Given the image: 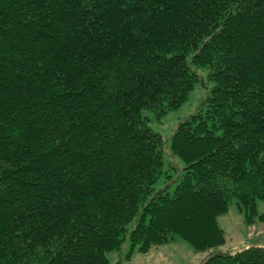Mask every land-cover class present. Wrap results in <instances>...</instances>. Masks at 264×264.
Here are the masks:
<instances>
[{"label": "trees", "instance_id": "trees-1", "mask_svg": "<svg viewBox=\"0 0 264 264\" xmlns=\"http://www.w3.org/2000/svg\"><path fill=\"white\" fill-rule=\"evenodd\" d=\"M200 72L173 176L149 121ZM232 202L264 224V0H0V264H110L126 240L264 264V239L219 250Z\"/></svg>", "mask_w": 264, "mask_h": 264}, {"label": "rangeland", "instance_id": "rangeland-1", "mask_svg": "<svg viewBox=\"0 0 264 264\" xmlns=\"http://www.w3.org/2000/svg\"><path fill=\"white\" fill-rule=\"evenodd\" d=\"M200 73L203 74V72ZM203 76L201 80L206 84H203L200 80L190 91L187 100L178 108L162 115L159 121H149L150 127L163 137L165 168L169 169L171 166L170 173L173 176H175V169H180L183 162L178 157L170 154V138L177 124L193 113L207 96L212 82L206 80L205 74ZM142 113L150 117L153 115L152 112L147 110H143ZM218 222L226 238L225 244L219 250L233 252L255 240L264 239V224H245L233 202L230 204L228 212L218 217ZM129 247V241L126 240L123 243L121 254L110 253L108 256L110 264H201L208 255L207 252L193 251L188 244L182 241L151 247L150 250L144 253L134 250L129 256H126Z\"/></svg>", "mask_w": 264, "mask_h": 264}]
</instances>
